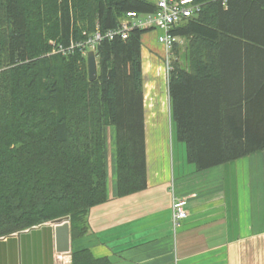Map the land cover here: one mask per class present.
Segmentation results:
<instances>
[{
    "label": "trees",
    "instance_id": "16d2710c",
    "mask_svg": "<svg viewBox=\"0 0 264 264\" xmlns=\"http://www.w3.org/2000/svg\"><path fill=\"white\" fill-rule=\"evenodd\" d=\"M173 26L167 78L170 120L194 172L264 151V0H194ZM153 0H0V237L69 218L88 232L107 200L105 128H114L116 195L147 186L141 37L104 38L87 57L67 48L116 27ZM53 39L52 41H50ZM62 48L63 51L58 49ZM88 248L70 264H107Z\"/></svg>",
    "mask_w": 264,
    "mask_h": 264
},
{
    "label": "crops",
    "instance_id": "0c3cea01",
    "mask_svg": "<svg viewBox=\"0 0 264 264\" xmlns=\"http://www.w3.org/2000/svg\"><path fill=\"white\" fill-rule=\"evenodd\" d=\"M143 35L145 108L146 95L161 96L164 50L153 30ZM173 41L181 47L183 39ZM164 88L166 102L155 99L156 115L145 113V189L117 196L112 160L107 200L89 210L88 232L70 238L68 252L58 258L54 224L45 222L0 238V264L71 263L72 248H88L107 264H264V151L198 173L176 161L163 106L169 109L167 81ZM147 116L153 118L148 124ZM174 197L184 199L187 213L176 227L171 222Z\"/></svg>",
    "mask_w": 264,
    "mask_h": 264
},
{
    "label": "built area",
    "instance_id": "2783aa9c",
    "mask_svg": "<svg viewBox=\"0 0 264 264\" xmlns=\"http://www.w3.org/2000/svg\"><path fill=\"white\" fill-rule=\"evenodd\" d=\"M223 6H226L227 0H220ZM156 9L148 14H136L135 12H128L119 21L118 25L105 32L96 30L93 34L84 37L81 42L83 55L87 54L88 50L95 52L97 44L104 38L112 39L114 37L126 38L128 32L132 28L139 29H160L161 34L157 36V42L161 44L164 50L163 64L166 79L171 70V48L174 37L170 30L174 25L186 19L200 10V4L194 0H153ZM73 46L67 48L72 50ZM187 215L184 208V199L174 197L171 203V222L173 227H176L179 221ZM69 221V219H67ZM63 252H57L58 258L62 256ZM66 264H70L66 262Z\"/></svg>",
    "mask_w": 264,
    "mask_h": 264
},
{
    "label": "rangeland",
    "instance_id": "374dc122",
    "mask_svg": "<svg viewBox=\"0 0 264 264\" xmlns=\"http://www.w3.org/2000/svg\"><path fill=\"white\" fill-rule=\"evenodd\" d=\"M152 32V30L150 31ZM153 32L156 34V35H159L161 34V30H159L158 28L157 29H153ZM146 33H144L143 37L145 36ZM53 39H51L50 41H52ZM181 47L183 48L184 47V40L182 41L181 43ZM174 54L172 53V56ZM86 56V55H85ZM172 59V57H171ZM146 66V64H145ZM160 68H159V71H158V75H159V84L161 85V88H162V92L160 93L161 96H159L158 98H162V101L163 102V99L165 100L166 102V98H165V82L167 81L166 79V75H165V70H164V64L163 62H160ZM157 95H146L145 96V104H146V110H145V113L146 115L148 116H155L156 113H157V105H155V99L157 100ZM149 105V106H148ZM165 107V112L167 113V115L165 114L166 116V121L168 120V124H167V129L169 128V141L170 142V146H171V150L173 149V152H174V157H175V160L176 161H184L186 164H188L190 166V169H192L194 167L193 164L191 163H188L187 160H186V157H185V146H184V143L181 142V141H178L177 137H176V131H175V126H174V123L173 121L170 120L169 118V109H168V106H167V103H164L163 105ZM147 116L146 118V121H147V124L149 122H152L153 121V118H149ZM157 126H162L160 123L159 125ZM169 146V148H170ZM105 161H106V168H108L110 165H111V161L113 160V164H114V128L112 126H106L105 128ZM110 183H111V179L110 177L107 176V189L110 188Z\"/></svg>",
    "mask_w": 264,
    "mask_h": 264
},
{
    "label": "water",
    "instance_id": "95a60500",
    "mask_svg": "<svg viewBox=\"0 0 264 264\" xmlns=\"http://www.w3.org/2000/svg\"><path fill=\"white\" fill-rule=\"evenodd\" d=\"M87 71L89 80L96 77V59L93 51L87 53ZM68 217H59L52 220L55 231V250L57 252H68L70 250L69 223L65 221Z\"/></svg>",
    "mask_w": 264,
    "mask_h": 264
},
{
    "label": "bare ground",
    "instance_id": "6f19581e",
    "mask_svg": "<svg viewBox=\"0 0 264 264\" xmlns=\"http://www.w3.org/2000/svg\"><path fill=\"white\" fill-rule=\"evenodd\" d=\"M130 12H134V11H130ZM127 13H128V12H127ZM127 13H126V14H127ZM135 13H136V12H135ZM150 13H151V12H150ZM136 14H139V13H136ZM146 14H148V13H146ZM140 15H143V14H140ZM172 28H173V27H172ZM83 41H84V40H82V41H77L76 43H73V44L71 45V46H73L72 50H73L74 48H78V49L81 50L82 47H83L82 44H81V42H83ZM71 46H69V47H71ZM69 47H68V48H69ZM58 50H59V51L61 50V51L65 52L64 50H62V48H59ZM70 51H71V50H70ZM89 51H93V50H88L87 53H88ZM71 52H72V51H71ZM93 52H94V51H93ZM94 53H95V52H94Z\"/></svg>",
    "mask_w": 264,
    "mask_h": 264
}]
</instances>
